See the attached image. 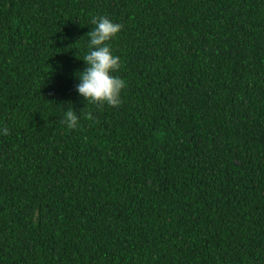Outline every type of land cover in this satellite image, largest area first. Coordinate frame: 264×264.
I'll list each match as a JSON object with an SVG mask.
<instances>
[{
	"label": "trees",
	"instance_id": "1",
	"mask_svg": "<svg viewBox=\"0 0 264 264\" xmlns=\"http://www.w3.org/2000/svg\"><path fill=\"white\" fill-rule=\"evenodd\" d=\"M101 15L118 106L75 88ZM5 127L0 264H264V0H0Z\"/></svg>",
	"mask_w": 264,
	"mask_h": 264
},
{
	"label": "clouds",
	"instance_id": "2",
	"mask_svg": "<svg viewBox=\"0 0 264 264\" xmlns=\"http://www.w3.org/2000/svg\"><path fill=\"white\" fill-rule=\"evenodd\" d=\"M91 23L95 25L88 31L87 51L82 58L85 67L76 72L77 93L85 101H95L118 106L121 103V92L126 82L117 74L120 68V56L115 54L109 41L122 29L123 25L105 15L93 16ZM78 116L72 108L63 114V122L67 128L76 127ZM0 131L7 133L8 129Z\"/></svg>",
	"mask_w": 264,
	"mask_h": 264
}]
</instances>
